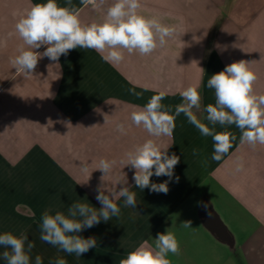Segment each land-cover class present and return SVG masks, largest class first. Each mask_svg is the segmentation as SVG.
<instances>
[{
    "label": "crops",
    "instance_id": "obj_1",
    "mask_svg": "<svg viewBox=\"0 0 264 264\" xmlns=\"http://www.w3.org/2000/svg\"><path fill=\"white\" fill-rule=\"evenodd\" d=\"M43 2L0 0V234L26 235L35 245L30 264L37 255L42 264L58 258L67 264H119L166 231L180 244V255L169 256L172 264H264V144H241L235 125H216V131H231L237 139L221 161H214L212 138L202 136L183 113L171 137H150L130 120L132 111L161 91L167 93L162 103L174 112L182 103L180 92L197 86L201 108L193 112L212 127L204 109L215 103V95L207 80L240 60L250 62L258 77L254 90L264 94V0H140L141 14L175 28L165 47L147 56L125 52L118 64L105 61L106 53L77 48L58 62L43 57L32 76L17 74L10 63L22 43L15 24ZM113 2L94 8L72 0L82 9L83 23L102 22ZM58 3L66 6V0ZM117 123L125 124L126 135L116 130ZM150 138L180 157L167 194L135 187V170L121 163L127 151ZM101 158L115 161L103 180L95 170ZM241 161L243 170L237 172ZM84 162L87 174L81 171ZM123 186L135 192L136 208L125 207L119 198V217L81 231L97 244L80 258L40 239L45 211L67 213L75 202L99 209L98 188L110 194ZM185 221L191 227L183 228ZM4 250L0 247V254ZM0 264H5L2 258Z\"/></svg>",
    "mask_w": 264,
    "mask_h": 264
},
{
    "label": "clouds",
    "instance_id": "obj_2",
    "mask_svg": "<svg viewBox=\"0 0 264 264\" xmlns=\"http://www.w3.org/2000/svg\"><path fill=\"white\" fill-rule=\"evenodd\" d=\"M80 3L98 8L105 0H80ZM141 7L140 0H114L102 22L83 23L80 19L82 9L73 5L72 0H66V6H61L58 0L35 3L15 24V32L22 43L18 47V54L10 59L12 68L16 69L17 74L32 76L43 57L58 62L62 55L66 56L70 50L77 48L106 53L102 58L116 64L124 61L125 52L151 55L158 48L165 47L176 30L156 17L144 16L139 12ZM42 46H46L43 53L36 51ZM249 64L246 60L233 62L207 80V87L213 89L215 95V103L208 104L204 109L206 120L212 127L201 122L193 112V109L199 111L201 108L197 86H189L180 92L182 103L175 106L174 112L171 105L162 103L166 92L153 95L143 107L131 112V125L142 127L150 137H171L175 120L183 113L202 136L212 138L214 161H221L237 139L231 131H216V125L222 128L235 125L241 132V144L247 143L253 147L264 144V94H257L254 90L258 77ZM129 92L137 98L142 96L134 89H129ZM116 130L122 135L127 134L124 123H117ZM192 155L199 156V150L193 149ZM179 161L180 157L175 153L168 154V147L162 148L155 139L150 138L127 151L121 163L135 170V187L141 191L148 188L155 193L167 194L168 184ZM114 164L115 161L104 158L96 163L95 170L103 174L102 180L111 173ZM242 170L241 161L236 171ZM81 171L88 173L87 162L82 163ZM153 175L167 176L169 179L153 183L150 179ZM175 180L178 182L179 177L176 176ZM122 183L127 185V180ZM119 198H123L125 207L136 208L135 192L123 186L110 194L98 188L96 200L101 204L99 209L89 203L75 202L67 208V213L57 211L53 215L45 211L41 218L40 239L59 251L80 258L96 247L97 241L94 237L85 239L79 233L98 225L101 220L107 222L119 217L121 209L116 202ZM203 207L206 209L208 206L205 204ZM191 223L185 221L182 227L189 228ZM34 246L26 235L17 236L12 232L0 234V247L5 249L0 258L5 264H30V253ZM170 254L179 256L180 244L174 233L166 231L157 234L154 244L144 241L128 252L119 264H172ZM35 264H42L39 255L35 257ZM55 264L67 262L58 258Z\"/></svg>",
    "mask_w": 264,
    "mask_h": 264
}]
</instances>
